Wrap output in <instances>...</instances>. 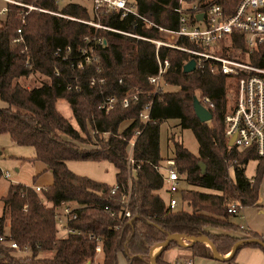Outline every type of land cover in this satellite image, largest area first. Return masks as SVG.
I'll list each match as a JSON object with an SVG mask.
<instances>
[{
  "label": "trees",
  "instance_id": "trees-1",
  "mask_svg": "<svg viewBox=\"0 0 264 264\" xmlns=\"http://www.w3.org/2000/svg\"><path fill=\"white\" fill-rule=\"evenodd\" d=\"M28 1L63 15L32 9L23 23L21 7L13 3L6 14L0 15V97L7 102V106H0V134L8 133L14 142L33 146L35 155L23 160L39 159L47 163L54 181L40 191L25 183L9 185L2 197L0 264H85L96 255V236L101 237L103 244L97 264H117L120 251L128 264H152V247L173 233L207 236L222 253L231 251L239 240L260 237L257 233L236 235L231 229L242 228L232 218L235 214L227 212L233 201L254 205L264 175V154H259L255 146L230 145L225 135V113L235 102V78L212 71L209 64L204 70L186 72L184 64L193 54L161 45L159 56L170 60L163 79L175 88L166 89L162 84L158 88L149 80L150 75L158 72L155 42L97 27L83 19L156 39L164 37L158 27L145 26L134 13L123 15L122 10H107L105 6L91 14L86 5L76 1L64 4L57 0ZM215 1L227 13L233 12L239 2ZM128 2L161 26L174 29L179 26L180 14L175 9L179 0ZM20 27L22 31L18 32ZM95 36H103L105 43L94 41ZM177 42L197 46L189 36H180ZM86 44L94 45L98 59L83 67L73 65L78 61V48ZM68 45L72 53H68ZM217 52L264 65V44L251 51L241 32H233L221 41ZM66 54L68 57L64 58ZM31 76L39 83L27 86L23 80ZM228 78L234 80V91L229 93ZM130 89H140L137 101L127 107L118 103L108 112L100 108L106 96L121 97ZM205 95L215 102L209 121H202L194 108V98ZM59 99L70 103L86 136L58 109ZM144 109L149 111L147 120L140 116ZM171 118H177L181 127L192 129L199 142L198 154L176 133L169 135L172 154L161 153V125ZM127 119L131 121L122 129L121 124ZM137 130L140 132L135 136L133 155L135 167H139L130 180L128 141ZM80 142L95 146L84 148ZM169 157L176 160L177 168L192 185L182 189L175 208L168 206L161 196L163 176L155 168L156 163ZM75 159L112 162L121 188L112 193V184L75 172L68 165L69 160ZM251 160H256L257 165L250 177L246 170ZM201 162L205 164L204 171ZM2 176L0 166V180ZM125 192L131 194L128 202L131 215L127 217L120 214L127 205L122 197ZM64 200L77 206L78 216L70 224L83 232L90 231L93 237L83 232L60 236L55 209ZM183 202L190 208H178ZM106 206L116 214L112 215ZM4 235L7 241L1 239ZM11 240L28 244L30 252L19 253L7 243ZM176 244L178 240L173 239L161 248L156 255L158 264L168 263L164 253ZM247 244L259 245L241 243L234 253ZM189 248L194 256L214 257L212 248L201 240L193 241Z\"/></svg>",
  "mask_w": 264,
  "mask_h": 264
},
{
  "label": "built area",
  "instance_id": "built-area-1",
  "mask_svg": "<svg viewBox=\"0 0 264 264\" xmlns=\"http://www.w3.org/2000/svg\"><path fill=\"white\" fill-rule=\"evenodd\" d=\"M57 1L60 2V0ZM10 3L21 7L20 18L23 23L26 22V15L32 9L63 15L59 11L44 8L28 0H0V15L6 14ZM93 3L95 12H98V9L102 6H105L107 10H122L123 15H127L131 12L136 14L144 22L145 26L158 27L160 31L167 32L172 37H177V39L180 36H189V38L194 39L197 42V46L187 47L167 39L149 38L114 27L105 26L91 19H83V21L97 27H105L155 42L157 45L158 72L150 75L149 80L156 84L158 88L161 85L164 72L170 65L169 58L162 59L158 54V49L161 45L190 52L196 59V68L204 70L205 66L209 64L212 71H220L230 77H234L236 80L235 102L225 113V135L228 143L229 140L234 137L233 145L238 148L255 146L259 154H264V65L224 56L217 52V50L220 49L221 41L231 37L233 32L245 34L246 42L249 44L251 51L254 48L257 49L261 44H264V0H239L235 6V10L231 13H227L223 5L215 0L206 2H199L198 0L192 2L179 0V5L175 8L180 14L179 26L175 29L161 26L154 20L142 15L129 4L128 0H93ZM199 14H202V16H199ZM21 31L22 28H18V32ZM19 39L20 38H15L14 40L18 41ZM85 40L88 42L91 41L88 37H85ZM93 40L100 44L105 43V38L103 36H95ZM60 51L61 50H58V53ZM67 51L68 53L73 52L70 45L67 46ZM76 55L78 56V61L72 64H77L79 67H83L86 63L98 59L93 44L80 46ZM66 57H68L67 54L64 58ZM92 82L94 83V79ZM139 97L140 89H130L121 97L115 94L108 95L100 103V108L108 112L118 103L127 107L132 101H137ZM200 100L209 109L215 106V102L209 95L201 97ZM140 116L144 120L149 119L148 109L142 110ZM139 132L140 130H137L134 136L128 141L130 180L133 172L139 167H135L136 161L133 155L136 140L135 136L139 134ZM155 168L163 176L164 188L169 194L167 204L175 208L180 201V195H178V193L181 194L182 192L183 188L181 184L185 178L177 168L176 160L172 157L156 163ZM3 175L9 178L10 171L3 170ZM30 186L37 191L43 188V186L39 184H32ZM120 188L121 184L115 182L111 186V192L115 193ZM122 197L127 205L120 214H122L123 217H127L131 215V210L128 207L131 194L130 192H125ZM243 208L244 205H242V203L233 201L228 205L227 212L229 214H242ZM106 209L110 211L112 215L116 214V211L108 206H106ZM77 216V206L73 203L64 200L56 205L55 218L60 236L71 233L81 234L83 232L70 224ZM240 227L244 229L245 224L242 223ZM83 233L87 237L94 236L90 231H85ZM260 238L264 241V233L260 235ZM1 239L7 241L5 235L2 236ZM96 239V255L93 259H89V261L97 264V260L95 259L98 258L100 254H103V244L100 236H96ZM7 243L18 250L19 253L24 254L30 252L28 244L21 245L15 240H11Z\"/></svg>",
  "mask_w": 264,
  "mask_h": 264
},
{
  "label": "rangeland",
  "instance_id": "rangeland-1",
  "mask_svg": "<svg viewBox=\"0 0 264 264\" xmlns=\"http://www.w3.org/2000/svg\"><path fill=\"white\" fill-rule=\"evenodd\" d=\"M68 1H76V2L82 3L88 7L91 14H94V12H95L93 0H60V3L64 4ZM161 32H162L161 34L164 36L162 39H167V40L172 41V42H177V37H172L171 35H169L167 32H164V31H161ZM128 35H130V34H128ZM37 76L38 75H36V77ZM227 82H228V84H227V90L226 91H228V93H229V92H232V89L234 87V80H233V78H228ZM23 83L26 84L27 86H33L39 82H38V80H35L34 77L31 76L28 79L25 78L23 80ZM161 84L163 86H165L166 89H174L175 88L174 86H171L170 84H166L164 82V79L161 80ZM233 91H234V89H233ZM200 94H201V91H198L197 95H200ZM231 100H232V98L228 101V107L230 106L229 102H231ZM64 102L66 103L67 101L64 100ZM67 111L68 110H66L65 112H67ZM70 121L74 124L75 127H77L78 129L81 130V128H80V126H79L74 115L71 117ZM129 122H130V119L123 121L121 124V128L123 129ZM177 123H178L177 118H174V119L171 118V119H168L162 123V125H161V136H160L161 153L163 155H167V154L171 155L172 154L173 143H172V141H169V135L171 133H176V135L184 142V144L192 152L198 154L199 142H198L194 132L192 131V129L191 128H183L180 125H178ZM81 132L84 136H86L84 131L81 130ZM91 133L94 134L93 131H91ZM80 145L84 148H92L93 146H95L92 143H84V142H80ZM0 146H2L4 148L2 158L0 159V166H1L2 170H9L14 175L17 174V170L15 168L17 166H19L20 163H19L18 159H14V157H12V154L13 153H20L19 155H24L26 157H30L32 154L35 153L33 146L18 144L16 142H14L8 133L0 135ZM68 165L72 170H74L75 172H77L79 174L88 175V176H90L96 180L107 182L108 184H114L117 181V175H116L117 168L112 162H110L108 160L75 159V160H69ZM256 165H257L256 160H251L248 163L247 170H246L248 176L251 177L255 174ZM12 182L13 181L5 178L4 176H2V178L0 180V215L3 213V200L1 199V197L3 195L7 194L8 185H10ZM181 186L184 189L192 187V185H189V183L186 182V180H184L182 182ZM260 186H261L260 187V193H262L264 195V178L261 181ZM160 193H161V196L164 198V200L166 202H168L169 194L166 191V189L162 188L160 190ZM178 195L181 196L180 193H178ZM180 207H183L186 209L190 208V206L184 202L178 206V208H180ZM244 213H245V218H246L245 219L246 226L251 228L252 230L257 229L259 234L264 233V205L247 206ZM231 231H233L235 234H238L240 236H244L246 234H249L248 233L249 229H246V228H244V229L243 228L242 229L237 228L236 230L231 229ZM250 236H253V235L250 234ZM188 238H190V239H188ZM177 240H178L179 245L186 246L187 248H189L190 245L193 243L194 238H192L188 235H183L180 237V239H177ZM203 242H205L208 246L211 247V244L208 241L204 240ZM156 246H158V245L155 244L152 247V249H155ZM178 248L179 247H172L171 250L175 251V250H178ZM152 253L154 254V252H152ZM213 253H214V251H213ZM229 258L224 259V260H227V262H228L230 260ZM95 260H97V258ZM233 260L234 259H231L229 262L231 263ZM209 262H211V263H209ZM195 263L196 264H227L226 262L221 261V260L210 261V259H205L202 257H196ZM119 264H125V259L123 256H120Z\"/></svg>",
  "mask_w": 264,
  "mask_h": 264
},
{
  "label": "crops",
  "instance_id": "crops-1",
  "mask_svg": "<svg viewBox=\"0 0 264 264\" xmlns=\"http://www.w3.org/2000/svg\"><path fill=\"white\" fill-rule=\"evenodd\" d=\"M66 99H59L56 103L58 109L67 117L71 120V117L74 115L73 114V109L70 105V103L67 101L66 103L64 102ZM68 103V104H67ZM0 106H7V102L1 99L0 97ZM68 110L67 112H65ZM71 111V112H70ZM131 121V120H130ZM130 123V122H129ZM128 123V124H129ZM127 124V125H128ZM126 125V126H127ZM125 126V127H126ZM5 134V133H2ZM1 135V134H0ZM10 136V135H9ZM1 152H0V159L2 158L4 148L0 146ZM35 150V149H34ZM20 153H13L12 157L14 159H18L19 161V166H17L15 169L17 170V174H12L10 172V177L7 178L13 183H25L27 185H32V184H39L41 186H48L51 185L54 181V174L53 171L48 167L47 163H45L42 160L36 159L34 161H24L23 158L26 157L24 155H19ZM32 154L30 157L34 156ZM3 171V170H2ZM264 178V175L262 177V180ZM261 187V186H260ZM9 189V185H8ZM4 196V195H3ZM2 196V197H3ZM1 197V199H2ZM2 201V200H1ZM254 205H264V195L260 193L259 189V197L258 200ZM247 206L243 208L242 214H235V216H232V218L239 224L241 225L242 223L245 224V228L249 229L248 233L249 234H254L258 233L257 229L252 230L251 228L246 226L245 223V209ZM263 233L259 234L262 235ZM238 235V234H236ZM172 247H179L178 250L172 251ZM170 247L167 249L164 253V258L168 262L166 264H196V257H202V256H194L191 249L187 248L186 246H182L179 244H176L174 246ZM161 249V245H158L155 247V249H152V252L156 254L159 250ZM232 250L229 251L228 253H219L220 258L215 257H202L205 259H210V261H216V260H221L226 262L227 264H230V262L224 259H227L226 257L231 254ZM153 254V253H152ZM120 256H123L125 259V264H128V260L123 252L118 253V260L117 264H119V258ZM234 260L232 261L233 264H264V248L259 245H254V244H247L241 246L236 253L233 254ZM211 263V262H209ZM85 264H96L91 261H87Z\"/></svg>",
  "mask_w": 264,
  "mask_h": 264
},
{
  "label": "water",
  "instance_id": "water-1",
  "mask_svg": "<svg viewBox=\"0 0 264 264\" xmlns=\"http://www.w3.org/2000/svg\"><path fill=\"white\" fill-rule=\"evenodd\" d=\"M199 16H202V14H199ZM195 69H196V59L194 57H192L184 64V71L189 72V71H193ZM194 108H195L196 114L198 115V117L202 121H209L213 118V112L201 102V100L198 96H196L194 98ZM233 142H234V137H232L229 140V144L233 145ZM201 165H202V170L204 171L205 170V164L203 162H201ZM183 235H185V234H180V233L169 234L166 240L159 242L156 245H161V248H162L164 245L168 244L173 239H176V240L180 239V237ZM188 236H190V235H188ZM190 237L194 238V241L195 240H201V241L206 240V241H208L211 244V247L214 251V256L216 255L217 258H220V256H219L220 252H219L218 248L215 246V244L207 236H190ZM246 242H256L264 248V241L260 237H257V236L251 237L248 239L239 240L237 243H235L234 247L232 248L231 254L229 256H227L226 258H229L230 256H232L234 254L238 245H240L241 243H246ZM158 252L156 254H152V249H151L152 264H158L156 261V255L158 254Z\"/></svg>",
  "mask_w": 264,
  "mask_h": 264
}]
</instances>
